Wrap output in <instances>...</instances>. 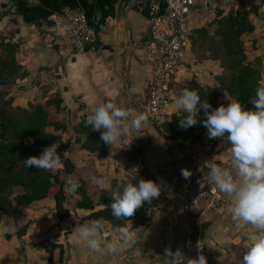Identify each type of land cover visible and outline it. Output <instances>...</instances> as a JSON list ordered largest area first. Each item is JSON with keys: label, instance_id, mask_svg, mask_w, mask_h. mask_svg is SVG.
I'll list each match as a JSON object with an SVG mask.
<instances>
[{"label": "crops", "instance_id": "crops-1", "mask_svg": "<svg viewBox=\"0 0 264 264\" xmlns=\"http://www.w3.org/2000/svg\"><path fill=\"white\" fill-rule=\"evenodd\" d=\"M150 2L0 0V34L11 35L19 30L15 36V41H21L17 59L28 72L27 78L19 79L11 92L15 105L26 107L29 103H44L45 96L60 93L64 100L61 117L69 127L64 135L67 146L61 152L63 157L68 152L66 157L74 158L78 167L97 165L110 186L112 181L119 184L127 181L128 171L147 169L161 187V195L149 214L148 224L134 231L135 244L115 258L88 250L85 245L76 243L69 233L77 226L89 223L88 216L105 206L96 205L95 211L75 209L72 224L57 223L53 203L48 200L27 208L20 221L0 213V264H49L50 255L45 247H51L53 242L63 245L66 252L61 263L60 251L56 250L52 264H172L169 259L173 257H166V249H171L172 253L180 250L186 260L193 240V226L191 217L175 196V192L184 187L178 167L185 157L225 165L230 162L228 147L231 145L207 136L171 154L165 136L146 114L149 83L157 68L147 53L153 37L150 13L147 14ZM239 2L246 5L255 25L253 32L242 37L247 62L259 59L264 72V0ZM239 2L233 6L234 11L239 9ZM66 8L85 13L89 24L97 31V44L87 47L83 53L75 52L68 44V33L60 20V14ZM196 18L198 25H203L214 17L203 11ZM221 73L217 62L196 64L189 50L176 67L174 76L179 85L196 80L203 87H217L216 77ZM180 93L172 91L173 102L167 108L171 118L184 114L175 106ZM109 101L134 110V113H145L148 123L140 137L113 147L108 157L99 158L98 154L83 151L75 143L73 126L85 119L95 106ZM230 101L235 100L224 94L220 104L227 106ZM132 147L143 148L145 158L129 161L126 151ZM59 151L57 148L58 154ZM226 199L225 207L210 215L206 244L211 264H242L251 228L235 226L229 211L231 201ZM76 200L77 197L68 199L72 208H75ZM101 222L105 241L119 237L109 222ZM28 224V234L17 238L15 233ZM7 234L13 238L9 240Z\"/></svg>", "mask_w": 264, "mask_h": 264}, {"label": "trees", "instance_id": "trees-1", "mask_svg": "<svg viewBox=\"0 0 264 264\" xmlns=\"http://www.w3.org/2000/svg\"><path fill=\"white\" fill-rule=\"evenodd\" d=\"M238 4V3H237ZM149 15V12L147 13ZM255 30V25L250 20L247 7L239 2V9L232 7L229 13L215 14L214 18L205 24L191 30V51L196 64L208 61L219 63L222 73L217 75V87H203L196 80L188 85L176 83L175 74L171 75L168 89L182 92L184 89L196 90L201 99H207L213 108L221 104V97L227 94L235 101H239L246 108L251 109L250 99L254 97L255 90L261 86L263 77L262 62L257 59L247 62V55L242 37ZM19 30L11 35L0 34V213L7 218L20 221L25 216V210L34 203L46 200L53 203L55 220L57 223L72 224L75 209L95 211L96 205L105 206L98 212L88 216L91 221L104 220L115 226L121 224L112 216L111 204L113 203L110 191L100 189L90 183L89 177L95 175L102 177L97 165L78 167L74 158L61 155L67 146L64 135L69 127L61 117L64 100L60 93L45 96L44 103H29L28 106H16L15 98L11 95L12 89L19 79L28 76L27 70L18 62L17 54L21 48V41H15ZM173 115L170 121L159 127L165 136L171 154L183 150L186 144H194L207 137V128L202 123L195 126L182 128V116ZM203 118V111L198 120ZM86 119V118H85ZM73 126L75 143L90 154H98L99 158L108 157L111 150L101 140L99 132L84 128V121ZM88 133V142H80V134ZM53 144L60 150L62 163L53 172L40 171L36 167L26 168L23 161L30 156L41 155L45 147ZM129 161L135 162L145 158V150L132 147L126 151ZM216 163V162H215ZM220 165V163H216ZM127 181L119 184L111 182V189L122 190L127 183H137L140 178L156 182L150 171H128ZM71 176L80 182L76 195L65 193L66 178ZM75 208H72L68 199H74ZM95 199H98L97 203ZM157 205L156 199L151 204L139 208L128 223L130 230L135 231L149 222V214ZM48 222V221H47ZM30 224L19 229L15 236L23 238L28 234ZM73 231H69V233ZM115 232V231H114ZM11 240L13 235L7 234ZM45 247L50 255L49 264H52L54 252L60 251L59 261L63 263L66 249L58 243H51Z\"/></svg>", "mask_w": 264, "mask_h": 264}, {"label": "clouds", "instance_id": "clouds-1", "mask_svg": "<svg viewBox=\"0 0 264 264\" xmlns=\"http://www.w3.org/2000/svg\"><path fill=\"white\" fill-rule=\"evenodd\" d=\"M264 77V72H261ZM251 109L239 101H230L213 108L207 99L202 100L196 90L184 89L175 100V106L186 115L180 119V126L188 128L202 123L207 128L209 139H219L230 144V167H222L206 162L200 169L206 176L212 191H219L231 201L229 209L231 219L237 228L249 226L248 246L242 258V264H264V79L249 101ZM203 111V118L198 120ZM148 123L145 113H134L109 101L95 106L84 121V128L99 132L101 140L111 150L119 144H126L133 137H140ZM80 142H88V133L80 134ZM68 152L64 153V157ZM26 168L36 167L40 171L53 172L61 166L62 158L57 145L45 147L41 155L30 156L23 161ZM207 168L206 173L203 169ZM184 179H190L192 173L182 169ZM90 183L100 189L110 191L113 203L112 216L122 223L115 226L118 238L105 241L102 238V222L99 220L77 226L72 237L78 244L85 245L100 255L118 257L136 242V232L129 229V218L145 204H151L161 195V187L155 181L140 178L137 183H127L122 190H112L106 177L91 176ZM80 182L71 176L66 178L65 193L76 195ZM198 247L200 244L198 242ZM172 264H184L185 257L178 250L172 253L165 250ZM187 264H207L203 255L198 259L187 260Z\"/></svg>", "mask_w": 264, "mask_h": 264}, {"label": "built area", "instance_id": "built-area-1", "mask_svg": "<svg viewBox=\"0 0 264 264\" xmlns=\"http://www.w3.org/2000/svg\"><path fill=\"white\" fill-rule=\"evenodd\" d=\"M239 1L151 0L149 13L153 37L147 53L157 68L149 83V100L145 112L156 126L160 127L171 120L167 108L173 102V90L168 89V83L179 62L191 50V30L200 26L196 15L203 11L211 17L219 11L229 13ZM60 20L68 33V44L75 52L83 53L87 47L97 44V31L89 24L85 13L66 8L61 12ZM204 165L195 157H185L178 167L184 187L182 191H176L175 196L182 202L181 208L189 214L193 226V240L184 264H187V260L198 259L200 255L206 258L207 264H211L206 228L211 213L225 207L227 203L222 193L212 191L209 181L200 171ZM220 166L230 167V162ZM185 168L192 173L188 180L181 175V170ZM207 171V168L203 169L204 173Z\"/></svg>", "mask_w": 264, "mask_h": 264}, {"label": "rangeland", "instance_id": "rangeland-1", "mask_svg": "<svg viewBox=\"0 0 264 264\" xmlns=\"http://www.w3.org/2000/svg\"><path fill=\"white\" fill-rule=\"evenodd\" d=\"M13 89H14V88H13ZM13 89H12V90H13ZM0 90H5V88H0ZM65 138H66V137H65Z\"/></svg>", "mask_w": 264, "mask_h": 264}]
</instances>
